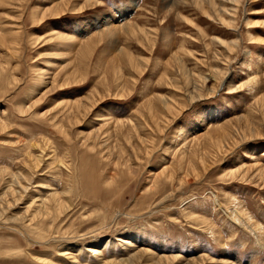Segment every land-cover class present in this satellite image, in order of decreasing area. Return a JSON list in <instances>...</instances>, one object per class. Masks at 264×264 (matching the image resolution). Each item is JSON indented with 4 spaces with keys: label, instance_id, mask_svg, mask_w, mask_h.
Here are the masks:
<instances>
[{
    "label": "rangeland",
    "instance_id": "374dc122",
    "mask_svg": "<svg viewBox=\"0 0 264 264\" xmlns=\"http://www.w3.org/2000/svg\"><path fill=\"white\" fill-rule=\"evenodd\" d=\"M0 264H264V0H0Z\"/></svg>",
    "mask_w": 264,
    "mask_h": 264
},
{
    "label": "bare ground",
    "instance_id": "6f19581e",
    "mask_svg": "<svg viewBox=\"0 0 264 264\" xmlns=\"http://www.w3.org/2000/svg\"><path fill=\"white\" fill-rule=\"evenodd\" d=\"M156 105H157V104H156ZM222 131H223V130H222ZM227 133H229V132H227ZM218 134H220V135L223 134V136H224V135L226 136V132H220V133H218ZM217 136H218V135H217ZM216 138H217V137H216ZM223 138H224V137H223ZM211 139H212V138H211ZM211 139H210V141L213 140V139H212V140H211ZM218 139H219V138H218ZM216 140H217V139H216ZM223 140H224V139H223ZM223 140H222V141H223ZM216 142H218V141H215V143H216ZM213 143H214V140H213ZM215 143H214V144H215ZM217 144H218V143H217ZM221 144H222V143H221ZM219 149H220V148H219Z\"/></svg>",
    "mask_w": 264,
    "mask_h": 264
}]
</instances>
